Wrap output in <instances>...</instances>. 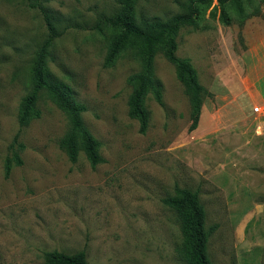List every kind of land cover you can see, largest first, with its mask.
<instances>
[{"label": "rangeland", "instance_id": "1", "mask_svg": "<svg viewBox=\"0 0 264 264\" xmlns=\"http://www.w3.org/2000/svg\"><path fill=\"white\" fill-rule=\"evenodd\" d=\"M120 1L0 0V264H46L50 249L83 250L87 264H187L175 211L163 201L176 187L199 195L212 264H264V115L251 111L260 98L248 97L256 73L264 96V0H228V23L213 0L179 28L176 56L211 92L192 131L184 86L156 49L160 100L151 87L144 133L127 114L139 50L126 47L104 63L114 35L104 18ZM186 2L136 0L134 17L168 20ZM40 7L60 17L45 67L84 106L102 157L94 166L83 150L68 159L60 145L68 120L45 88L37 115L18 123L48 34Z\"/></svg>", "mask_w": 264, "mask_h": 264}, {"label": "trees", "instance_id": "2", "mask_svg": "<svg viewBox=\"0 0 264 264\" xmlns=\"http://www.w3.org/2000/svg\"><path fill=\"white\" fill-rule=\"evenodd\" d=\"M213 0H188L185 4L186 11L172 15L168 20L153 18L150 21H136L133 4L136 0H121V8L114 15L104 18L105 24L113 28L104 63L111 62L117 54L126 47H135L139 50L141 68L129 75L128 81L133 89L128 98L127 114L138 122L140 133L145 132L148 120V112L144 104L147 92L153 87L158 100H160L159 85L152 71V58L157 48L163 50L165 59L174 67L175 76L184 86V91L190 102V122L188 130L195 129L200 108L205 96L211 92L203 86L194 68L186 58L176 56V34L179 28L194 21V14L199 7L209 5ZM228 0H217L220 19L228 23L225 16V4ZM48 34L31 65L30 77L33 86L21 100L18 110V123L23 125L26 121L37 115L34 109L39 91L45 88L59 109L68 120L67 132L60 140L61 147L65 150L68 159L73 162L78 157L80 150L86 155L91 166L101 160L98 151L99 142L85 127L81 119L84 111L82 103L77 102L69 89L57 79L48 77L45 67V56L53 38L57 36V21L59 16L50 8L40 7ZM264 16V14H263ZM16 162H19L16 159ZM9 170L8 159L4 162V174ZM164 203L174 209L178 219L180 233L182 234L181 256L187 264H212L206 251L208 230L204 226V208L196 191L187 187H176L175 193L163 199ZM44 262L46 264H87L85 251L65 253L56 249L45 251Z\"/></svg>", "mask_w": 264, "mask_h": 264}, {"label": "crops", "instance_id": "3", "mask_svg": "<svg viewBox=\"0 0 264 264\" xmlns=\"http://www.w3.org/2000/svg\"><path fill=\"white\" fill-rule=\"evenodd\" d=\"M264 65V63H260L259 64V66H263ZM257 74V73H256ZM255 74V76L254 77H249V79H248V82H249V86L250 87H252V90L253 91H251L250 93H249V95H248V97L251 99V101H253V102H256V101H259V98H260V101L258 102V104H261L262 106H263V108H264V96H263V94L260 92V90L257 88V83H256V80L258 79V76ZM257 105V104H256ZM264 110V109H263ZM249 112V108H248V111L246 112V114ZM246 114H244V115H246ZM243 115V116H244ZM258 115V114H257ZM259 115H264V112L263 113H261V114H259ZM258 115V116H259Z\"/></svg>", "mask_w": 264, "mask_h": 264}, {"label": "built area", "instance_id": "4", "mask_svg": "<svg viewBox=\"0 0 264 264\" xmlns=\"http://www.w3.org/2000/svg\"><path fill=\"white\" fill-rule=\"evenodd\" d=\"M263 106L261 104H257V105H254L252 108H251V111L252 113H254L255 115L256 114H261L264 112L263 110Z\"/></svg>", "mask_w": 264, "mask_h": 264}]
</instances>
